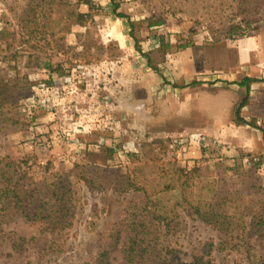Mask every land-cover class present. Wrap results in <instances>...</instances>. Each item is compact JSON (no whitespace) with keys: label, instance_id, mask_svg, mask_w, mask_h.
<instances>
[{"label":"rangeland","instance_id":"rangeland-1","mask_svg":"<svg viewBox=\"0 0 264 264\" xmlns=\"http://www.w3.org/2000/svg\"><path fill=\"white\" fill-rule=\"evenodd\" d=\"M92 2L0 0V68L20 89L0 120V173H26L27 189L63 175L72 192L58 227L0 222V264H98L106 251L125 264L133 221L154 211L156 262L264 264V0ZM245 77L260 82L247 91ZM128 179L143 190L111 184Z\"/></svg>","mask_w":264,"mask_h":264},{"label":"trees","instance_id":"trees-1","mask_svg":"<svg viewBox=\"0 0 264 264\" xmlns=\"http://www.w3.org/2000/svg\"><path fill=\"white\" fill-rule=\"evenodd\" d=\"M84 4L88 6L90 9H94V4L92 0H84ZM40 8V5L33 6L31 5L30 10L33 14H35V9ZM76 21L75 24L79 25L86 21L87 16L83 13L75 14ZM32 21H27V23ZM161 21H158L156 24L161 25ZM0 50L2 46V41L6 36V33H0ZM9 58H15L14 56H9L8 54L3 56V60L5 62H9ZM39 62V68H44L52 73H56L59 76H63L64 70L61 65H53L50 61L47 60H39L40 57L36 56ZM3 70L0 68V120L6 116L8 110H12L13 102L17 98L18 85H10L6 78H4L2 74ZM260 82L258 79H254L251 77H245L242 81L237 83L240 87L246 88L247 91L250 90V87L253 83ZM20 90V89H19ZM245 102L240 105V109L245 106ZM244 122V121H242ZM23 161L21 164H24ZM1 170V169H0ZM1 188H0V222H5V220H9L14 217H22L27 222H34L39 219H43L44 221H50V225L53 227H58V224L67 223L69 218L70 209L72 206L68 205V203L72 202V198H69V195L72 194L69 187L66 185L68 180L63 179V175L57 176L52 182H39L35 184H31V188L27 189V186L22 182L27 179L26 173L22 176H19V171L17 168H14L12 172H4L0 173ZM81 180L85 182L87 186L90 188H94V182L86 177L85 171L81 174ZM115 189L121 188L122 192H129L131 190L141 191L142 187H139L128 179L125 184L115 185ZM101 188V187H100ZM166 189H171L167 187ZM119 190V189H117ZM149 204H152V201L147 199L145 204V209L148 208ZM154 206H156L154 204ZM195 214L200 217V219L205 222H217L216 216L211 219L208 217L206 213H203L201 209L195 208ZM136 216V215H135ZM161 221L165 222L163 217L159 216L154 211V217L147 219L144 215L137 216L135 221H133L132 230L129 236L127 243L124 245L122 252L124 255L125 264H182L178 260H171L169 263H166L167 260L157 261L160 253H158L159 249V240L161 237L160 227L154 225V223ZM154 222V223H153ZM264 224V221H261ZM154 226V230L149 228V225ZM211 224V223H210ZM19 247L15 246L14 249L17 250ZM110 251H106L103 253L100 258H98V264H108V255ZM147 254L148 257H153L154 261H150L144 258V254ZM152 262V263H151Z\"/></svg>","mask_w":264,"mask_h":264},{"label":"crops","instance_id":"crops-1","mask_svg":"<svg viewBox=\"0 0 264 264\" xmlns=\"http://www.w3.org/2000/svg\"><path fill=\"white\" fill-rule=\"evenodd\" d=\"M250 49H253L252 45H251ZM250 49H243L242 51H238L236 60H240L241 64H245L248 60L249 55H250Z\"/></svg>","mask_w":264,"mask_h":264}]
</instances>
